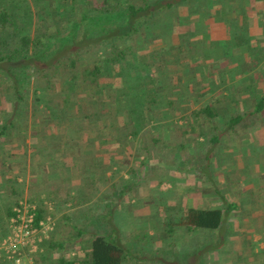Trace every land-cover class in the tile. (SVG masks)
I'll return each instance as SVG.
<instances>
[{
  "label": "crops",
  "instance_id": "1",
  "mask_svg": "<svg viewBox=\"0 0 264 264\" xmlns=\"http://www.w3.org/2000/svg\"><path fill=\"white\" fill-rule=\"evenodd\" d=\"M152 1L160 0H146ZM168 1L177 0H163ZM182 1L173 2L172 6L163 4L164 7L156 12L155 18L161 14L157 19L164 16V20L168 21H164L162 27L152 28L147 45H140L141 49L132 56V63L142 68L144 75L158 86L156 94L159 102L150 110L146 109L145 118L141 120L143 122L136 124L134 120L132 121L131 115L123 114L125 117L123 123L119 101L116 105L102 107L94 100H86L85 111L76 114L74 108L68 105L66 110V106L61 107L60 100L54 98L50 102L54 106L48 110V113H52L51 118H46L44 122H36L39 129L35 123L36 133L39 135L37 140L32 141L34 165L31 166L30 174L35 180L34 186L42 189V193H51L53 198V201L47 198L36 200L38 206L41 203L43 208L49 209L50 204L49 211L56 215L58 207L55 205H63L66 200L68 202L66 207L73 206V209L68 211L73 215L79 216L78 207L86 211L80 215L81 219L77 217L74 220L88 223L91 218L105 216L102 213L87 215L92 200L98 197L103 200L104 193L110 192L112 195L109 202L119 203L117 191L125 184L124 180L130 179V175H137L134 171L137 166H133V160L145 161L147 156L151 161H156L163 155L168 159L171 153L175 166L186 165L190 161H196V158L208 157L207 155L210 157L220 144L224 154L227 153L225 149L229 151L232 149V143L239 137L238 132L234 130L238 122L254 121L253 124H256V117L247 114L255 108H262L264 111V52L253 56L256 61L254 64L251 61L249 64L244 63L242 53H247L239 50L238 45L241 41H234V37L225 33L231 25H236L235 21L241 13L246 15L255 10L259 16H264V4L262 7H254V4L250 6V0ZM165 23H169V27ZM257 23L256 20L251 25H243V32L247 28L256 33L255 38H260L258 33H261L263 28L262 26L258 28ZM249 46L252 45H245L248 48ZM186 47L194 49L191 56L183 55ZM207 50L212 52V56ZM203 54H207L209 60H206ZM246 79L251 80L247 84L240 82ZM120 80L127 84L126 76L118 78V82ZM110 81V78H102L100 83L106 85ZM70 89L66 88L65 93H68L66 95H71ZM67 98L75 105L72 97ZM118 114L119 119L115 120ZM35 137L37 135L33 134L31 140ZM22 141L23 139L19 144ZM29 142H22L23 151L29 148ZM259 144L260 141L255 142L256 146ZM169 146H173L174 150L168 149ZM23 151L19 152L22 154ZM16 159L20 162V156ZM206 164L207 161L203 165ZM228 165L225 167L224 164L216 173L220 174L219 181L222 178L225 180V175L231 181V176L236 175L231 164L230 167ZM209 167L212 168V164L204 167L200 183L214 184L213 174L208 171ZM121 169L123 172H120ZM1 170L3 171V168H0V172ZM214 187L210 188L208 196L199 194L198 207L194 208L207 209L205 207L213 205L216 199L229 197L225 182L220 188L215 185ZM112 199L114 201H110ZM199 200L202 202L199 203ZM16 205L15 203L12 208ZM229 205L231 207L226 205L216 207L224 208L225 213L223 226L219 230L200 228L195 236L201 243H213L220 236H225L224 252L229 258L234 259L217 257L212 260L218 255L219 250L212 244L202 256L206 255L207 264H264V198L254 202L241 200L240 206H234V203ZM191 207L193 206L187 208ZM232 209L237 211L233 212ZM249 214H252V217L247 219L246 216ZM177 215L180 218L183 210L179 209ZM74 220L73 224L76 223ZM52 221L55 225L53 218ZM182 228L184 235L190 232L187 226ZM115 230L117 233L127 232L121 231L118 224ZM8 231L10 233V228ZM51 231L53 229L48 232ZM81 232L69 237L79 246L77 247L79 252L70 253L67 257L80 262L84 261L90 252L89 242L93 237L86 238L85 245L84 242L80 245L79 242L85 235L84 231ZM45 234L41 233L35 250L29 246L23 249L22 264H37L39 255L44 256L42 254L45 249H42V246L45 245L43 241ZM59 245L63 243H57L55 248L61 252ZM214 249L217 250L212 251ZM0 258L5 259V254L1 253ZM2 260L0 259V264ZM10 262L14 264L13 261ZM188 263L198 264L199 260L193 263L191 257Z\"/></svg>",
  "mask_w": 264,
  "mask_h": 264
},
{
  "label": "trees",
  "instance_id": "2",
  "mask_svg": "<svg viewBox=\"0 0 264 264\" xmlns=\"http://www.w3.org/2000/svg\"><path fill=\"white\" fill-rule=\"evenodd\" d=\"M123 1L0 0V86H3L12 104L1 125L0 137L9 129L15 131L21 127L20 130H24V125L22 127L21 121L17 120L27 109L24 106L29 103L30 91L33 93L32 113L36 117L41 107L45 114L51 108L53 91L63 94L67 87L71 88L70 96L74 99L76 114L85 111L86 100H94L102 107L116 105L119 101L123 123V114L131 115L136 124L143 122L146 109L150 110L159 102L156 94L158 86L152 83L151 78L140 75L142 68L132 72L131 44L140 39L139 33L144 26L156 22L155 19L159 18H155L156 12L164 7V3L172 6L173 2L180 0L157 1L155 4L146 0L142 4ZM57 42H60L59 46ZM84 60L89 62L82 65ZM143 65L145 68V63ZM123 76L127 77L126 85L124 80L118 82V78ZM102 78H110L111 81L102 85ZM137 78L138 81L143 80L142 86L136 84ZM59 102L67 110L69 99L65 96ZM47 115L49 119L52 116ZM114 119L118 120L119 114ZM10 139L14 142V139L20 138L11 134ZM25 169L16 172L12 168L2 173L0 185L16 193L18 180ZM23 198L20 196L19 199ZM27 200L34 203L41 201L34 198ZM47 213L40 203L37 220L43 219ZM6 214L9 220L13 208H8ZM224 217L221 208L191 207L185 210L176 224L219 230ZM94 232L90 252L83 263L65 256L58 259V264H126L130 260V250L121 243L115 229L108 226L104 232ZM8 233L4 226L0 229V239ZM225 240L222 235L212 245L214 248L223 247Z\"/></svg>",
  "mask_w": 264,
  "mask_h": 264
},
{
  "label": "rangeland",
  "instance_id": "3",
  "mask_svg": "<svg viewBox=\"0 0 264 264\" xmlns=\"http://www.w3.org/2000/svg\"><path fill=\"white\" fill-rule=\"evenodd\" d=\"M126 1L134 4H142L145 0H124L123 2ZM160 1L163 2V0ZM247 1L248 0H245V2ZM156 2L157 1H152L153 4ZM249 3L250 6L254 4V7H262L261 5L264 4V0H250ZM161 18L162 19H157L154 23H148L149 26H144L141 29L139 33L140 39H138L137 43L132 42L131 44V46L134 45L136 47H133V53L141 49H139L140 45H147L150 30H152V28L162 27L164 21H168L164 20V16ZM256 20L258 21V28L261 26L263 28V31L258 33L260 38H255L254 36L256 33L254 34L247 28H245L243 32V25H251ZM263 21L264 16H259V13L254 10L246 15L241 13L237 17V21H235L236 25H231L229 29H226V35L232 38L234 37V41H241L240 45H238L239 50L247 53H242L244 63L248 62L249 64L250 61L255 63L256 61L253 56H258L259 53L264 52ZM165 24L169 27V23ZM146 35L148 36L145 40ZM59 44L60 42H57V46H59ZM246 44L252 46L248 48L245 47ZM193 50V48L186 47L184 48L183 55L191 56ZM207 53L212 56V52L209 50H207ZM203 55L206 60H209L207 54ZM85 59L87 60V58ZM86 60H84L82 65H86L89 62ZM131 69L132 72L135 73L140 67L133 64ZM140 75L143 77L144 72L142 71ZM248 78H250V75H248ZM138 80V78L135 80L136 84L142 86L143 80ZM250 80L251 79H246L240 82L247 84ZM4 91L3 86H0V128L5 122L4 120L8 116L12 106ZM52 94L57 101L65 96L71 97L70 94L66 95L68 93L58 94V92L53 91ZM32 95L33 93L30 91L29 103L24 106L27 109L26 111L24 109L22 118L17 120L21 121L22 127L24 125V130H20L21 127L15 131L9 129L7 134H3L0 137V163L2 164L0 168H3V171L1 170L2 172H0V176L2 173H6L7 170L12 168L16 172L26 168L24 175L20 177L21 180H18V190L16 193L8 189L9 192L5 188V185H0V229H4V226H6L9 230V221L6 213L8 208L12 207L20 196L34 199L47 198V200L53 201L51 193H42V189L34 186L35 180L30 174L31 166L32 164L34 165V163H32L34 161L32 152L34 143H32V141L37 140L39 135L36 133L37 126V129H39V125L36 122H44L46 118H48V112L45 114L43 107L40 108L41 110L37 113L36 117L33 116ZM50 105L54 106L53 103ZM69 107L75 108L76 105L70 100ZM251 115L256 117V124H253L254 121L238 122V126L235 127L234 130L238 132L239 137L232 143V149L230 151L225 149L227 153L222 154L223 148L220 144L217 146L216 152H213L210 157L207 155L209 158H196V161H190L186 165L175 166L174 162H172L173 156L171 153L168 155V159L166 155H163L156 161H151L147 156L145 161L138 159L133 160V166H137V168L134 169L137 175H130V179L124 180L125 184L118 190L119 192L117 191V193H119V203L109 202L110 195H112L110 192L104 193L105 198L103 200L100 197L95 200L91 199L92 201L88 206L87 215L102 213L105 215L103 217L91 218V221L88 223H82L80 220L75 221L74 219L77 217L81 219L80 215L86 213V211L84 208L81 209V207H78L79 216L73 215L72 212H68L70 209H73V206L72 208L66 207L65 205L68 203L66 200L63 202V205H55L58 207V212L56 209V215H54L53 211L46 209L48 213L45 215H51L55 225L53 231H51L52 233L48 232L45 234L46 236L43 237L45 245L42 246V249H45V251L42 255L44 256L39 255L37 264H57V259H59L61 255L67 258L70 253L77 254L79 252L77 247L79 246L73 243V240L69 238L75 233L81 231L85 232L83 240L79 242L80 245L83 244V242L85 245L87 241L86 238H91L95 233L94 231L104 232L108 229V226L110 229H115L117 224L121 231H127H118L121 243L129 248L132 255L126 264H187L191 257H193V263L199 260V263L207 264L208 259L206 255L202 256V254L210 249L212 243H201L198 241L195 235L200 231V228H190V232L184 235L182 226L176 224L179 221L177 211L182 209L184 214L187 207H198L197 198H199V194L208 196L210 195L211 187L213 188L215 185L220 188L224 182L226 183L229 197H220L218 200L216 199L214 201L213 205L211 204L209 207L205 208L224 207L225 205L231 207L229 204L232 203H234V206H240L241 200L254 202L264 198V111L262 108H255L254 111L247 114V116ZM35 123L37 124L36 127ZM40 130H42L41 126ZM59 130H61V128H59ZM11 134L18 136L20 139H14L13 142L12 139H10ZM33 134L37 135V137L31 140ZM21 139H23L22 142L25 143L31 141L26 151H23L22 142L19 144ZM258 141H260V144L256 146L255 142ZM170 148L174 150L173 146L168 147V149ZM19 151H23V153L21 154ZM188 154H190V151H188ZM19 156L20 162L16 159ZM13 160L15 164L12 163ZM206 161L207 164L204 166L203 164H205ZM210 164H212V168L209 167L210 169H208V171L213 174V186L200 183L202 179L201 174L204 173V167H208ZM224 164L225 167L227 164H229L228 167H230L231 164L232 170L236 174L235 176H231V181L228 177H225L226 175L224 176L225 180L222 178V180L219 181L218 179V175L220 174L216 173H218V170L220 167L224 166ZM120 172H123V170L121 169ZM117 193L114 194L116 195ZM110 201L114 200L112 199ZM201 202L202 201L199 200V203ZM74 205L78 206L75 203ZM232 210L233 212L237 211L236 209ZM58 214L59 218H57ZM251 217L252 214L246 216L247 219ZM72 220L76 223L73 224ZM60 242L63 243L61 252L57 251L55 248L56 244ZM89 243L91 246V239ZM64 248L65 250H63ZM217 249H219L217 251L218 255L214 256L212 260L217 257L221 259H234L228 257L223 247ZM0 259L2 260L3 258ZM1 264H12V262L5 258L2 260Z\"/></svg>",
  "mask_w": 264,
  "mask_h": 264
},
{
  "label": "built area",
  "instance_id": "4",
  "mask_svg": "<svg viewBox=\"0 0 264 264\" xmlns=\"http://www.w3.org/2000/svg\"><path fill=\"white\" fill-rule=\"evenodd\" d=\"M49 210L51 205L48 204ZM38 205L27 199L20 200L13 208V215L9 220L10 233L0 239V256L5 254L6 259L14 264H22L23 249L37 248L41 233H47L54 228L51 215L37 220Z\"/></svg>",
  "mask_w": 264,
  "mask_h": 264
}]
</instances>
